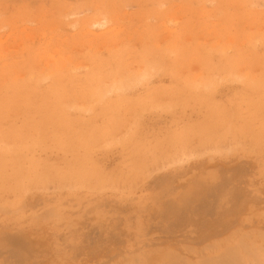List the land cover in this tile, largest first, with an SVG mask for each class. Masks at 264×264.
<instances>
[{
    "label": "rangeland",
    "instance_id": "1",
    "mask_svg": "<svg viewBox=\"0 0 264 264\" xmlns=\"http://www.w3.org/2000/svg\"><path fill=\"white\" fill-rule=\"evenodd\" d=\"M262 36L264 0H0V264H264Z\"/></svg>",
    "mask_w": 264,
    "mask_h": 264
},
{
    "label": "bare ground",
    "instance_id": "2",
    "mask_svg": "<svg viewBox=\"0 0 264 264\" xmlns=\"http://www.w3.org/2000/svg\"><path fill=\"white\" fill-rule=\"evenodd\" d=\"M202 1V0H201ZM204 2V1H203ZM205 3V2H204ZM207 4V3H206ZM98 6V5H97ZM191 6V5H190ZM202 6V5H201ZM232 7V6H231ZM89 8V7H88ZM96 8V7H95ZM228 8V7H227ZM113 10V9H112ZM68 12V11H67ZM186 12V11H185ZM188 12V11H187ZM203 12V11H202ZM107 13V12H106ZM191 13V12H190ZM211 13V12H210ZM99 15V14H98ZM93 17H94V15H93ZM193 18V17H192ZM93 19V18H92ZM103 19V18H102ZM145 19V18H144ZM155 19V18H154ZM188 19V18H187ZM98 20V19H97ZM44 21V20H43ZM104 21V20H103ZM122 21H123V19H122ZM13 22V21H12ZM82 22V21H81ZM73 23V22H72ZM85 23V22H84ZM84 23H82V24H80V26H79V28H80V33H84L85 31H87L88 30V24H84ZM96 23V22H95ZM109 22H107V21H104V22H100V24H94L93 25V27L94 26H97L98 28H100V26L102 27V26H104V25H106V24H108ZM167 23V22H166ZM79 25V24H78ZM49 26V25H48ZM224 26V25H223ZM151 27V26H150ZM57 28H59V27H57ZM91 28V27H90ZM166 28V27H165ZM106 30V29H105ZM109 31V30H108ZM117 31V30H116ZM262 31V30H261ZM89 32V31H88ZM139 32V31H138ZM13 33V32H12ZM19 33V32H18ZM92 33V32H91ZM110 33V32H109ZM114 33V32H113ZM40 34V33H39ZM88 34V33H87ZM90 34V33H89ZM88 34V35H89ZM114 34H116V33H114ZM110 35V34H109ZM132 35V34H131ZM26 36V35H25ZM42 36H44L43 34H42ZM86 36V35H85ZM110 37V36H109ZM263 37V36H262ZM6 38V37H5ZM4 38V39H5ZM25 38V37H24ZM23 38V39H24ZM28 37L26 36V39H27ZM130 38V37H129ZM215 38V37H214ZM264 38V37H263ZM20 39V38H19ZM248 39V38H247ZM7 40H8V38H7ZM4 41V40H3ZM19 41V40H18ZM27 41V40H26ZM32 41V40H31ZM49 41V40H48ZM143 41V40H142ZM141 41V42H142ZM96 42V41H95ZM137 42V41H136ZM194 42V41H193ZM233 42V41H232ZM18 43V42H17ZM21 43V42H20ZM128 43V42H127ZM164 43V42H163ZM5 44V43H4ZM90 44V43H89ZM120 44V43H119ZM176 44V43H175ZM216 44V43H215ZM21 45V44H20ZM58 45V44H57ZM79 45V44H78ZM92 45V44H91ZM137 45V44H136ZM203 45V44H202ZM22 46V45H21ZM37 46V45H36ZM66 46V45H65ZM115 46H117V45H115ZM132 46V45H131ZM25 47V46H24ZM30 47H31V45H30ZM84 47V46H83ZM110 47V46H109ZM154 47H155V45H154ZM72 48H74V47H72ZM89 48V47H88ZM102 48V47H101ZM104 48V47H103ZM6 49V48H5ZM24 49V48H23ZM205 49V48H204ZM231 49V48H230ZM86 50V49H85ZM101 50V49H100ZM175 50V49H174ZM9 51V50H8ZM46 51V50H45ZM44 51V52H45ZM52 51H54V50H52ZM56 51V50H55ZM83 51V50H82ZM99 51V50H98ZM134 51H135V49H134ZM176 51V50H175ZM211 51V50H210ZM71 52H73V51H71ZM81 52V51H80ZM150 52V51H149ZM223 52V51H222ZM8 53V52H7ZM40 53V52H39ZM133 53V52H132ZM217 53H219V52H217ZM16 54V53H15ZM42 54H43V52H42ZM215 54V53H214ZM132 55V54H131ZM49 56V55H48ZM224 56V55H223ZM5 57V56H4ZM44 57V56H43ZM53 57V56H52ZM129 57V56H128ZM131 57V56H130ZM189 57V56H188ZM148 58V57H147ZM14 59V58H13ZM68 59V58H67ZM126 59H127V57H126ZM7 60V59H6ZM58 60V59H57ZM56 60V61H57ZM75 60V59H74ZM110 60V59H109ZM50 62H51V60H50ZM129 62V61H128ZM168 62V61H167ZM172 62V61H171ZM242 62V61H241ZM79 63V62H78ZM78 63H77V66H78ZM82 63V62H81ZM170 63V62H169ZM45 64V63H44ZM49 64V63H48ZM75 64V63H74ZM80 64V63H79ZM106 64V63H105ZM111 65H112V63H111ZM5 66V65H4ZM47 66V65H46ZM136 66V65H135ZM139 66V65H138ZM154 66V65H153ZM152 66V67H153ZM73 67V66H72ZM100 67V66H99ZM113 67V66H112ZM131 68V67H130ZM143 68V67H142ZM56 69V68H55ZM83 69V68H82ZM132 69V68H131ZM61 70V69H60ZM130 70V69H129ZM153 70V69H152ZM164 71V70H163ZM240 71H242V70H240ZM77 72V71H76ZM254 72H255V70H254ZM36 73V72H35ZM147 75V74H146ZM8 76V75H7ZM25 76V75H24ZM199 76V75H198ZM218 76V75H217ZM26 77V76H25ZM161 78V77H160ZM226 78V77H225ZM256 78V77H255ZM2 79V78H1ZM15 79V78H14ZM21 79V78H20ZM52 79V78H51ZM117 79V78H116ZM147 79V78H146ZM196 79V78H195ZM7 80V79H6ZM67 80V79H66ZM50 81V80H49ZM82 82V81H81ZM47 83V82H46ZM106 84V83H105ZM112 84V83H111ZM110 84V85H111ZM117 84V83H116ZM130 84V83H129ZM225 84V83H224ZM1 85V84H0ZM39 87V86H38ZM130 88V87H129ZM36 90V89H35ZM124 90V89H123ZM3 91V90H2ZM143 91V90H142ZM4 92V91H3ZM25 92V91H24ZM117 92V91H116ZM158 92V91H157ZM160 92V91H159ZM200 93V92H199ZM215 93V92H214ZM14 94H15V92H14ZM109 95V94H108ZM208 95V94H207ZM198 96V95H197ZM257 97V96H256ZM9 98V97H8ZM62 99V98H61ZM63 100V99H62ZM30 101V100H29ZM34 101V100H33ZM110 101V100H109ZM146 101V100H145ZM150 101V100H149ZM153 101V100H152ZM59 102H60V100H59ZM12 103V102H11ZM197 104V103H196ZM26 105V104H25ZM96 105V104H95ZM150 105V104H149ZM22 106V105H21ZM44 106V105H43ZM18 107V106H17ZM115 107V106H114ZM174 107V106H173ZM164 108V107H163ZM16 111V110H15ZM114 111V110H113ZM42 112V111H41ZM124 113H126V112H124ZM149 113V112H148ZM86 115V114H85ZM11 116H12V114H11ZM37 117V116H36ZM258 117V116H257ZM101 120V119H100ZM263 120V119H262ZM6 122V121H5ZM46 122V121H45ZM136 124V123H135ZM182 127V126H181ZM37 128V127H36ZM53 128V127H52ZM125 128H126V126H125ZM50 130V129H49ZM123 130V129H122ZM42 133V132H41ZM89 133V132H88ZM106 133V132H105ZM85 134V133H84ZM36 135H37V133H36ZM113 135V134H112ZM33 136V135H32ZM38 136V135H37ZM76 136V135H75ZM74 136V137H75ZM126 136V135H125ZM112 137V136H111ZM110 139V138H109ZM109 139H108V141H109ZM118 139V138H117ZM10 141V140H9ZM74 142H75V140H74ZM61 144V143H60ZM16 145V144H15ZM240 146V145H239ZM83 147V146H82ZM236 147V146H235ZM46 149V148H45ZM53 150V149H52ZM63 151V150H62ZM33 152V151H32ZM41 152H43V151H41ZM185 152H187V151H185ZM157 153V152H156ZM192 155V154H191ZM205 156H206V154H205ZM51 157V156H50ZM45 158V157H44ZM126 159V158H125ZM176 160V159H175ZM195 160V159H194ZM159 161V160H158ZM171 161V160H170ZM84 162V161H83ZM95 162V161H94ZM182 162V161H181ZM30 163V162H29ZM173 165V164H172ZM176 165H178V164H176ZM180 166H181V164H180ZM72 168V167H71ZM26 169V168H25ZM134 170V169H133ZM6 171V170H5ZM72 171V170H71ZM49 172V171H48ZM41 174V173H40ZM76 174V173H75ZM72 178V177H71ZM75 179V178H74ZM58 180V179H57ZM95 180V179H94ZM24 183V182H23ZM96 183H99V182H96ZM66 186V185H65ZM83 186V185H82ZM23 203V202H22ZM8 210V209H7ZM53 212V211H52ZM230 213V212H229ZM228 213V214H229ZM241 215V214H240ZM239 215V216H240ZM239 216L236 218V220H238L239 219ZM242 216V215H241ZM229 226V229L230 230H232V231H234L235 229H236V224H231V225H228ZM225 227V226H224ZM207 233V232H206ZM216 238V237H215ZM215 241V240H214ZM256 255H257V261H264V254H262V253H256ZM242 259V258H240V257H237V259ZM245 258H249V261L251 260V259H253V258H251V257H245ZM251 258V259H250ZM238 259V260H239ZM239 262H240V264H242V260H239ZM238 262V263H239ZM244 262H245V259H244ZM244 262H243V264H244ZM246 263H248L247 262V260H246Z\"/></svg>",
    "mask_w": 264,
    "mask_h": 264
}]
</instances>
